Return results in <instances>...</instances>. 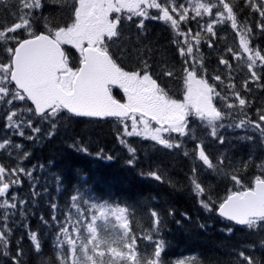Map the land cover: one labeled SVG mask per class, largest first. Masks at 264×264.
I'll use <instances>...</instances> for the list:
<instances>
[{"label": "snow or ice", "instance_id": "1", "mask_svg": "<svg viewBox=\"0 0 264 264\" xmlns=\"http://www.w3.org/2000/svg\"><path fill=\"white\" fill-rule=\"evenodd\" d=\"M0 13V264H29L30 253L37 264H204L195 256L165 259L161 230L173 209L149 205V223L137 232L127 206L89 203L79 185L63 208L51 199L48 216H39L53 237L52 256L44 258V233L29 214L48 196L49 181L59 192L63 178L49 172L42 185L38 173L48 169L26 165L31 152L14 137L39 143L79 118H113L133 168L137 138L158 151L179 150L192 161L186 175L200 207L226 222L228 236L241 230L258 237L231 249L230 264H264V155L250 151L237 161L230 154L233 139L264 151V44L258 42L264 38V0H0ZM149 22L165 26L173 56H154ZM229 29L238 43L221 48ZM65 45L78 53L74 62ZM256 92L262 94L259 105ZM238 131L243 135L228 136ZM210 145L228 147L212 154ZM69 147L88 152L75 140ZM248 168L257 174L246 184ZM138 174L174 186L159 164ZM205 174L232 189L214 197ZM25 184L28 192L21 195ZM109 217L120 229L114 238L98 231L97 221L107 225Z\"/></svg>", "mask_w": 264, "mask_h": 264}, {"label": "trees", "instance_id": "2", "mask_svg": "<svg viewBox=\"0 0 264 264\" xmlns=\"http://www.w3.org/2000/svg\"><path fill=\"white\" fill-rule=\"evenodd\" d=\"M2 15V13H0ZM244 15H247L245 10ZM12 17L8 16V22ZM3 22V21H0ZM149 41L156 49L154 56L157 59L161 55L173 56V46L170 44V36L162 23L149 22ZM234 34L229 29L226 38L219 41L223 48L226 44L235 46ZM264 44V38L258 41ZM70 58L75 60L78 53L71 46H64ZM205 52L209 50L204 48ZM215 60V57H213ZM215 64H210V68ZM114 94L119 98L122 93L114 90ZM254 103L259 105L262 94L255 93ZM3 121L0 120V128ZM120 125L114 119L107 120H89L87 118L73 119L66 121L59 127L58 132L51 139H45L39 143L32 141H20L19 137H14L17 142H22L26 149L31 152V157L25 164H44L48 171L38 173L41 177V184L45 179H49L48 173L59 174L63 178V185L58 192L56 185L49 181L48 196L42 197L34 209L35 215L29 214L31 225L35 228L39 226L40 231L44 233V258L52 256L53 237L48 229L39 224V216L45 217L49 214L47 201L55 199L56 202L64 207L68 203V198L73 194L74 186L79 185L84 192V197L89 199V203L102 204L107 202L112 206H127L129 209V223L134 231H139L149 223L146 215V209L149 205L167 212L169 208L173 209L172 216L165 217V223L162 227V235L167 241L166 256L167 261H176L188 257H198L204 264H230L231 249L240 248L241 245L255 243L258 237L249 236L244 231L236 230L231 236H228L225 227V221L216 215L205 212L197 203L196 198L190 191L187 175L190 173L192 161L184 157L179 150L168 153L167 150L158 151L149 141H142L137 138L134 144L137 149L138 163L133 168L126 164L128 154L117 140V129ZM199 132V130H197ZM3 133L0 132V136ZM243 135V132L231 133L229 137ZM82 142L87 147L88 152H78L70 148L73 142ZM190 146V145H189ZM228 147L220 145H210L209 151L212 154L221 148ZM232 157L241 161L246 159L250 151H255L257 158L264 155L259 146L255 150L247 145L232 140L230 146ZM112 155L113 160L100 159L98 153ZM49 161L53 164L48 167ZM0 162H5V158L0 154ZM155 164H159L167 173V178L173 181L174 186L168 183H160L151 178L142 177L138 172L143 169L147 171ZM81 174L86 180H81ZM257 174L253 168L243 171L245 183H250L252 177ZM204 180L212 186L214 197L223 198L227 191L231 190L233 185L221 178L205 174ZM86 185V187H85ZM28 186L25 184L21 195H26ZM98 214V213H97ZM179 221L180 223H177ZM116 221L109 217V223L97 221L98 231L101 237L109 238L120 235L119 228H113ZM206 225L201 228L200 225ZM21 232L18 230L16 236ZM24 245L27 251L28 241L25 239ZM141 247L144 248L143 242ZM257 255L260 250L257 248ZM29 264H37L35 256L29 255Z\"/></svg>", "mask_w": 264, "mask_h": 264}, {"label": "water", "instance_id": "3", "mask_svg": "<svg viewBox=\"0 0 264 264\" xmlns=\"http://www.w3.org/2000/svg\"><path fill=\"white\" fill-rule=\"evenodd\" d=\"M109 119H113V118H109ZM99 121H102V120H99Z\"/></svg>", "mask_w": 264, "mask_h": 264}]
</instances>
